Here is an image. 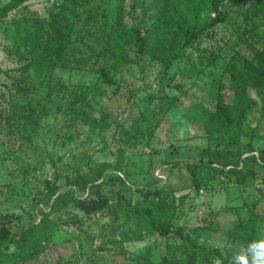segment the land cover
Here are the masks:
<instances>
[{
  "label": "trees",
  "instance_id": "1",
  "mask_svg": "<svg viewBox=\"0 0 264 264\" xmlns=\"http://www.w3.org/2000/svg\"><path fill=\"white\" fill-rule=\"evenodd\" d=\"M27 1L9 0L1 5L0 20ZM105 1L59 0L49 9L46 17L19 16L6 24V30L14 31L11 46L18 62L12 69L0 68V74L5 73L11 81L10 86L6 85L7 90L0 93V126H8L7 132L10 133H27L14 135L24 143L42 133L39 131L41 120L51 112L55 116L62 112L64 121L60 129L68 126L77 132L78 123L88 122L95 123L102 133L115 125L114 139L118 144L116 161L101 162L96 167L88 166L91 173L89 178L79 172L72 179L73 183L84 188L91 183L86 196L73 198L74 205L84 215L95 219L113 215L109 222L112 228L133 225L136 240L145 235L151 237L134 251L124 246L128 239L126 234L119 241H114V245L119 248V264H233L236 252L264 234V147L257 148L255 145L264 137V39L258 33L260 24H264V0L254 2L245 15L248 22L243 30L246 38H240L241 47L248 48L252 44V49L248 48L247 54L234 49L229 58L224 56L223 76L218 80L221 85L214 86L210 92V97L216 100L215 107L193 99L187 106L188 112L184 117L204 129V155L196 160L175 163L190 173L192 186L196 190L202 188L207 179L222 176L227 182L242 186L243 189L256 183L259 198L252 205L225 206L210 211L208 218H204L208 224L196 226L192 234L173 225L179 202L174 190L166 184L158 186L159 178L153 177L150 185L137 188L141 193V199L137 201L126 200L122 194L123 190L130 189L125 182V178L131 175L127 168L126 149L140 143L145 146L152 144L156 130L170 109L181 106L182 96H188L184 84L174 85L180 91L179 95L163 94L156 99L151 98L130 124L127 121L114 124L109 114L92 109L89 96L82 86L65 83L55 77V71L58 68L76 69L85 65L86 60L80 48L87 39L83 31L87 24L95 20L102 29L98 30L97 40L99 44L103 40L106 46L96 53V61L99 64L104 61L99 65V71L108 85L114 82V76L110 73L109 62L105 63V56L111 51L109 45L113 37L136 46L140 57H149L150 61L159 62L167 69L187 59L199 67L196 77L204 74L215 79L220 54L214 49V44L208 47L204 43L216 34L215 27L228 19L230 12L225 7L227 0H134L133 6L136 4L141 8V21L130 27L125 22L126 0H116L117 6L113 13L108 11L110 7H105ZM91 5L100 9L99 18L96 8L89 9ZM193 55L198 57L197 62L193 60ZM110 57L114 59V52ZM225 81L230 89V101L226 100L227 93L222 90ZM251 87L258 93L261 107L257 121L249 126L246 122L252 106L257 103L250 94ZM67 136L71 140L72 132ZM50 161L55 177L45 181L52 197L59 185L57 163L53 155ZM109 169L119 170L124 176H106L105 171ZM100 178L102 182L98 183ZM105 181L119 184L117 197L112 198L101 191ZM258 202H261V207L257 206ZM69 203L67 193H60L55 210L61 211ZM244 211L247 212L246 216ZM226 213L235 215V218L229 222L223 218ZM10 217L14 218L12 214H6L0 220V264L38 259L47 250L52 234L59 225L76 224L79 221L76 215L69 214L67 217L59 215L56 219L46 216L39 223L31 224L26 232L47 226L46 236L35 238L28 244L25 254L13 259L16 254H12L11 247L18 245L20 240L24 243L27 236L26 232L20 233L21 237L14 233ZM119 219H122L121 223H118ZM220 229H224L221 236L215 238L213 232ZM174 234L179 235L180 241H172ZM215 240L219 241L215 243ZM156 247L162 249L157 259L153 258ZM78 260L76 264H79Z\"/></svg>",
  "mask_w": 264,
  "mask_h": 264
},
{
  "label": "rangeland",
  "instance_id": "2",
  "mask_svg": "<svg viewBox=\"0 0 264 264\" xmlns=\"http://www.w3.org/2000/svg\"><path fill=\"white\" fill-rule=\"evenodd\" d=\"M8 1L0 0V6ZM58 1L28 0L24 5L10 12L4 20H0V68L12 69L18 62L11 46L14 31L6 30V24L12 18L19 16L46 17L49 9ZM256 1L227 0L225 7L230 12L228 19L215 27L216 34L206 39L204 46L210 47L214 44V49H217V53L220 54L215 79L204 74L196 77L199 67L187 59L167 69L159 62L150 61L149 57H140L136 46L122 42L119 37H113L109 45L111 51L105 56V63L109 62L110 73L114 76V82L108 85L103 81L99 71V65L104 61L100 64L96 61V53L100 49L104 50L106 46L103 45V40H100V44L97 40L99 31L102 29H100V23L95 20L87 24L83 31L87 39L80 48L86 60L85 65L76 69L58 68L55 71L56 78L69 85L82 86L89 96L92 109L109 114L114 124L125 121L130 124L151 98L156 99L163 94L179 95L180 91L174 85L184 84L183 88L188 96H182L181 106L170 109L169 114L156 130L152 144L145 146L140 143L126 149L127 168L130 169L131 175L125 178V182L130 189L123 190L122 194L126 200L137 201L141 199V193L137 188L150 185L153 177L159 178L158 186L166 184L177 196L179 207L173 225L176 228H182L185 233L192 234L196 226L208 224L204 218H208L210 211H217L225 206L248 203L252 205L259 198L256 183L243 189L242 186L227 182L219 175V178L207 179L206 184L196 190L192 186L190 173L175 164L180 160H196L204 155L206 147L204 129L200 124L187 120L184 114H187V106L192 99L202 100L206 105L214 108L216 100L210 97V92L214 86L221 85L218 80L223 76L224 56L229 58L234 49L246 54L252 49V44L248 46L249 50L245 46L241 47L243 44L240 38H246L243 35L248 22L245 15ZM133 4L134 0H126L125 22L129 27L141 21V8ZM104 5L110 7L108 11L111 13L117 6L116 0H107ZM94 8L99 18L100 9L96 5L89 7L90 10ZM83 18L85 19L86 15ZM258 33L264 39V24H260ZM112 52H114L113 60L110 57ZM192 58L195 62L198 61L196 55ZM10 83L8 76L1 73L0 93L7 90L6 85L10 86ZM222 90L227 93L226 100L230 101L231 94L226 81ZM250 94L257 103L252 106L246 122L249 126L257 121L261 107L258 93L252 87ZM63 118L62 112L57 116L53 112L45 115L41 120L42 127H39L42 133L24 143H21L22 140L14 135L27 133L22 131L10 133L7 132L8 126H0V186H2L0 188V220L4 219L6 214H12L14 217H10L12 230L21 237L20 233L26 232L31 224L39 223L46 216L56 219L59 215L67 217L69 214H74L79 219L76 224L59 225L52 234L47 250L38 259L17 264H76L77 258H79V264H119V248L114 245V241H119L123 234H126L128 239L125 240L124 246L134 251L138 246L147 243L151 237L145 235L136 240L133 225L112 228L109 222L113 215L107 214L100 216L99 219L84 215L74 205L73 198L86 196L91 183L84 188L73 183L72 179L79 172L89 178L91 173L88 166L96 167L101 162L116 161L118 144L114 139L115 125L100 133L95 123H78V131L75 132L68 126L60 129ZM70 132L73 134L71 140L67 136ZM255 145L257 148H263L264 137ZM51 155L56 159L57 184L59 185L57 193L52 197H50L52 192L49 191L45 181L55 177L54 167L50 161ZM105 174L106 176L110 174L124 176L119 170L112 169L105 171ZM97 182H102V178ZM151 187H153L152 184ZM119 188L118 183L105 181L102 183L101 191L115 198ZM60 193H67L70 203L67 208L56 211ZM260 203L258 202L257 206L261 207ZM243 214L246 216L247 212L244 211ZM223 218L230 222L235 215L226 213ZM121 222L122 219H119L118 223ZM46 229L47 226H41L35 231L26 232L27 240L24 243L20 240L18 245L11 247L12 254H16L13 259H19L25 254L28 244H31L35 238L45 237ZM223 230L213 232V236L220 237ZM173 236V242L180 241L179 235ZM218 241L215 240V243ZM161 252V247H156L153 258H160Z\"/></svg>",
  "mask_w": 264,
  "mask_h": 264
},
{
  "label": "clouds",
  "instance_id": "3",
  "mask_svg": "<svg viewBox=\"0 0 264 264\" xmlns=\"http://www.w3.org/2000/svg\"><path fill=\"white\" fill-rule=\"evenodd\" d=\"M233 264H264V234L236 252Z\"/></svg>",
  "mask_w": 264,
  "mask_h": 264
}]
</instances>
